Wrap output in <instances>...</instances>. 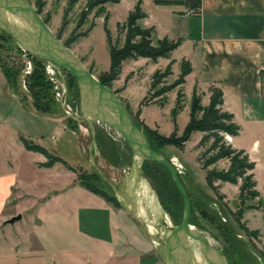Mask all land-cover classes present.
I'll list each match as a JSON object with an SVG mask.
<instances>
[{"label": "rangeland", "instance_id": "obj_1", "mask_svg": "<svg viewBox=\"0 0 264 264\" xmlns=\"http://www.w3.org/2000/svg\"><path fill=\"white\" fill-rule=\"evenodd\" d=\"M27 1L37 9L36 0ZM190 1L195 5V0ZM85 4L86 0H79L64 15L67 0H44L40 16L47 19V22L44 21L63 42L72 31H86L92 24L89 32L78 36L69 48L85 68L98 80L105 81V85L126 106L152 148L166 159H171L172 164L180 169L179 178L190 201L189 223L211 245L220 248L230 264H264V160L256 162L253 173L259 197L247 202L254 207L244 208L241 218L237 219L238 184L215 181L214 185L218 187L216 194L208 185L198 161L199 154L205 148L198 144L202 134L193 131L187 140L182 137L183 127L189 117L191 98L188 87L182 84L161 97L151 95L155 92V89L149 88L154 72L157 69L163 71L170 60H131L123 66L116 79L108 80L104 74L109 69L110 57L104 28L106 26L109 30L112 42L121 45L123 36L117 32L116 24L123 21L116 20L121 17L123 10L111 11L109 17L108 5L105 3L100 15H96L95 8L82 20ZM63 20L66 23L60 31ZM178 54L175 56L178 57ZM49 67H53L52 70ZM173 69L171 65V74L165 78V84L178 77L180 72L176 73ZM34 71L35 74L43 75L39 83L35 82ZM4 73L8 75L9 81ZM179 91L182 92L181 109L174 117L171 111ZM35 101L39 106L35 105ZM19 136L65 159L66 165L58 163H61L66 173H49L39 169L44 166H40L41 162L38 161L46 158L40 152L25 149ZM134 158L119 132L84 112L76 82L69 72L24 51L0 30V173L13 172L18 175L19 172L23 184L25 182L26 187L36 195L50 192L53 187L61 190L64 184H69L71 180L79 181V178L112 195L105 178L91 162L103 159L107 165L130 167ZM213 166L225 169L228 161L221 159L209 168ZM140 168L160 206L165 224L177 226L183 215V198L169 174L147 159L141 161ZM61 191L62 194L69 192V188ZM81 192L86 193L85 188ZM40 199L38 202L42 201ZM61 202L60 197L56 196L49 206L58 207L62 205ZM20 224L21 221L14 226ZM11 227V224L7 225V228ZM253 230L257 232L255 236L249 233ZM25 235L23 243L32 242L28 252L37 259L41 252L39 250H42L41 241L33 236L28 240ZM5 236L3 251L8 252L0 264H11L12 240L9 235ZM52 239L47 242L50 248L45 246L43 251L50 249L52 253L57 252L59 247ZM202 262L201 259L198 261L199 264Z\"/></svg>", "mask_w": 264, "mask_h": 264}, {"label": "crops", "instance_id": "obj_2", "mask_svg": "<svg viewBox=\"0 0 264 264\" xmlns=\"http://www.w3.org/2000/svg\"><path fill=\"white\" fill-rule=\"evenodd\" d=\"M138 1L146 14L138 22L153 28V38L180 40L169 58L159 60L173 59L176 73L180 72L182 60H187L191 71L183 84L188 87L190 98L194 86L204 92V105L209 101V87L220 88L222 108L240 126L237 135L225 136L228 143L244 150L255 165L262 162L264 0H200L197 6L185 0H119L106 3L109 17L111 11L122 9L116 21H124ZM105 162L99 159L91 164L105 178L119 207L90 192L77 180L64 184L61 190L69 188V192L62 194L53 187L50 192L36 195L23 184L19 172L0 173V263L8 252L3 251V243L5 235H9L11 264H163L159 241L169 233L170 226L165 224L155 195L141 174V162L134 158L130 167ZM38 168L66 173L58 162ZM56 196L62 205L49 206ZM39 199L42 201L38 202ZM13 214L21 217L7 222ZM19 221L21 224L14 226ZM8 224L12 227L7 228ZM24 235L28 240L33 236L41 241L37 259L28 252L32 242L23 243ZM51 239L60 248L55 253L50 249L43 251Z\"/></svg>", "mask_w": 264, "mask_h": 264}, {"label": "trees", "instance_id": "obj_3", "mask_svg": "<svg viewBox=\"0 0 264 264\" xmlns=\"http://www.w3.org/2000/svg\"><path fill=\"white\" fill-rule=\"evenodd\" d=\"M78 1L79 0H67V7L64 11V15L66 14L67 10L72 8ZM185 1L189 2L190 0ZM117 2H119V0H86L81 19L84 20V18L87 17L88 13L95 8L96 15H100L103 12V4ZM158 3L169 2L158 1ZM199 3L200 0H195V6L199 5ZM43 5L44 0H36L38 12L41 11ZM145 16L146 14L142 10L140 2L138 1L133 6L132 10L128 12L126 19L123 22L116 24L117 32L119 33V35L123 36L121 45L112 42L111 34L105 26L104 30L108 43L110 66L104 76L108 80H114L119 76L122 70V66L125 62L138 59L139 57L148 58L153 62H156L159 58H169L170 53L180 44V40L174 41L166 37L153 38V28L143 27L138 22ZM44 20L47 22V19ZM65 23V20H63L60 31L65 26ZM80 24L81 22L78 23V25ZM91 26L92 24L86 31L80 33H75V30L72 31L69 37L64 41V44L69 47V45L73 41H75L78 36L86 35L91 29ZM2 32L10 39H12L4 31ZM35 57L40 58L38 56ZM172 63L173 59L169 61L163 71L157 69L154 72L149 87L150 90L155 89V92L151 94L153 97H161L168 91L182 85L185 81V76L191 71L190 63L187 60H182L178 77L171 83L165 84V78L171 74ZM49 68L52 70L53 67ZM33 74H35V71ZM4 75L6 80L9 81L8 75H6V73H4ZM35 76V82L37 83H39L40 78H43L42 73H36ZM71 76L73 77V75ZM99 81L104 85L106 84L105 81L101 79H99ZM208 90L210 92L209 101L204 105L201 102L204 92H199L195 86L193 87L190 99L189 118L182 130V137L184 136V140H187L193 131H200L202 133L198 144L200 146H204L205 148L199 154L198 161L201 164V168L204 170L208 185L215 191L216 194H218V187L217 185H214L215 181L238 184V209L235 215L237 216V219H239L243 214L244 208L254 207L253 204H247V202L259 197V191L256 188V180L254 179V175L252 172L253 168L255 167V162L249 158L248 154L244 150L233 148L231 144L226 141L225 136L237 135L240 130V126L233 121L232 114L222 108L223 97L221 89L218 87L210 86ZM181 97L182 92L179 91L177 93L176 104L171 111L174 117L176 116V113L181 109ZM35 105L39 106L37 101H35ZM19 140L21 141L25 149L40 152L44 155L46 161L39 163L40 166L50 167L56 162H62L66 165L65 160L48 152L45 148L33 143L31 140L23 136H19ZM221 159H227V168L218 169L214 166L209 168L211 165H215ZM147 160L151 161L153 164L159 166L160 168H163L167 172V174H169L172 180L171 174L165 166L153 160ZM79 183L90 192L103 197L114 207H119V203L112 195H109L105 191H102L97 187H93L90 184H86L80 178ZM172 183L176 190L179 192L173 180ZM158 199H160L159 195ZM249 233L255 236L257 232L253 230L249 231Z\"/></svg>", "mask_w": 264, "mask_h": 264}, {"label": "water", "instance_id": "obj_4", "mask_svg": "<svg viewBox=\"0 0 264 264\" xmlns=\"http://www.w3.org/2000/svg\"><path fill=\"white\" fill-rule=\"evenodd\" d=\"M0 30L8 34L24 51L73 75L84 112L119 132L135 158L140 162L150 159L168 169L183 198V215L179 224L168 227L169 233L159 241L162 263L194 264L189 241H197L203 264H230L220 248L211 245L200 231L191 227L190 201L176 167L150 146L146 135L134 123L126 106L52 32L40 12L27 0H0ZM20 217L17 214L7 222L12 223Z\"/></svg>", "mask_w": 264, "mask_h": 264}, {"label": "bare ground", "instance_id": "obj_5", "mask_svg": "<svg viewBox=\"0 0 264 264\" xmlns=\"http://www.w3.org/2000/svg\"><path fill=\"white\" fill-rule=\"evenodd\" d=\"M170 161H171V159H170ZM177 170L180 172V169H177ZM191 227L194 228L193 226H191ZM189 242H190L189 243L190 244V251H191V254H192L193 259H194L193 262H194V264H196V262H198L201 259L200 255H199L198 244L196 243L197 241H189Z\"/></svg>", "mask_w": 264, "mask_h": 264}, {"label": "built area", "instance_id": "obj_6", "mask_svg": "<svg viewBox=\"0 0 264 264\" xmlns=\"http://www.w3.org/2000/svg\"><path fill=\"white\" fill-rule=\"evenodd\" d=\"M261 80H262V83H264V71H262L261 73Z\"/></svg>", "mask_w": 264, "mask_h": 264}]
</instances>
